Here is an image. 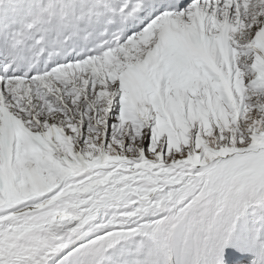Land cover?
Instances as JSON below:
<instances>
[{
	"label": "snow or ice",
	"instance_id": "6c2138e0",
	"mask_svg": "<svg viewBox=\"0 0 264 264\" xmlns=\"http://www.w3.org/2000/svg\"><path fill=\"white\" fill-rule=\"evenodd\" d=\"M0 264H264V0H0Z\"/></svg>",
	"mask_w": 264,
	"mask_h": 264
}]
</instances>
